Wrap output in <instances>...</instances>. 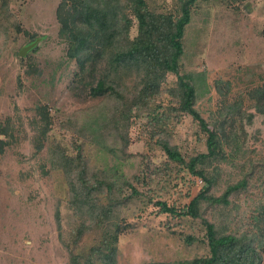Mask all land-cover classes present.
<instances>
[{
    "label": "rangeland",
    "instance_id": "obj_1",
    "mask_svg": "<svg viewBox=\"0 0 264 264\" xmlns=\"http://www.w3.org/2000/svg\"><path fill=\"white\" fill-rule=\"evenodd\" d=\"M59 1L0 0V264H72L55 218L57 211L70 242L69 173L51 158L61 150L74 154L77 143L89 166L115 165L116 182L123 175L139 190L120 209L119 223L127 226L118 237L116 264L207 254L200 218L162 212L155 203L161 199L180 209L203 183L169 160L156 142L157 135H165L185 156L206 149L197 121L172 108L178 107L175 73L161 78L149 110L131 114L128 127L121 128L128 137L125 152L119 141L113 152L101 150L78 127L80 113L103 100L84 99L72 83L76 67L58 34ZM147 2L167 12H176L178 3ZM191 15L180 72L194 74V106L226 134L224 157L207 166L215 175L209 192L219 194L249 172L227 204L204 205V215L220 232L249 235L264 257V0H196ZM134 75L125 77L129 88L137 81ZM42 111L49 121L44 133ZM155 111L163 113L162 120L151 118ZM122 191L130 188L123 184ZM186 234L197 239L187 242ZM97 237L94 229L85 231L75 251L88 249Z\"/></svg>",
    "mask_w": 264,
    "mask_h": 264
},
{
    "label": "trees",
    "instance_id": "obj_2",
    "mask_svg": "<svg viewBox=\"0 0 264 264\" xmlns=\"http://www.w3.org/2000/svg\"><path fill=\"white\" fill-rule=\"evenodd\" d=\"M177 1L176 12L150 7L147 0L59 1L56 8L58 34L66 41V54L74 59L76 67L72 83L84 99L103 100L98 106L80 113L78 127L82 135H89L101 150L113 152L119 141L118 148L125 152L128 137L121 128L128 127L131 114L138 117L144 110H149V101L158 92L161 78L168 71L175 73L179 86L176 92L178 107L172 108L190 114L197 121L205 133L206 149L185 156L165 135H157L156 142L169 160L198 176L203 183L180 209L161 199L155 203L160 205L162 212L200 218L208 253L181 261L148 260L137 264H262L263 253L249 235L220 232L204 215V205L227 204L229 195L246 185L249 172L227 184L219 194L209 192L215 175L207 170V166L224 157L221 154L226 134L194 106V74L180 72L185 27L191 20V7L196 0ZM132 27L135 28L133 35ZM131 74H135L137 81L129 88L125 77ZM152 114L153 119L163 118V113L158 111ZM41 119L45 120L44 133L49 123L44 111ZM74 146V154L61 150L56 153L55 160L51 158V163L59 162L67 170L70 180L69 204L73 221L66 234L70 242L64 237L61 216L56 211L59 237L68 248L72 264H116L118 237L127 226L119 223L120 209L139 190L123 175L120 183L116 182L115 165L109 168L89 166L81 144ZM40 147L41 142L37 141L36 149ZM123 184L130 188L129 192L122 191ZM91 229L98 233L96 241L86 250L75 251L78 238ZM184 239L191 242L197 237L186 234ZM260 244L262 246L263 242Z\"/></svg>",
    "mask_w": 264,
    "mask_h": 264
},
{
    "label": "water",
    "instance_id": "obj_3",
    "mask_svg": "<svg viewBox=\"0 0 264 264\" xmlns=\"http://www.w3.org/2000/svg\"><path fill=\"white\" fill-rule=\"evenodd\" d=\"M33 44V42L31 43H28L27 45H24L21 49H20V54H23V52L28 48L30 47L31 45Z\"/></svg>",
    "mask_w": 264,
    "mask_h": 264
}]
</instances>
